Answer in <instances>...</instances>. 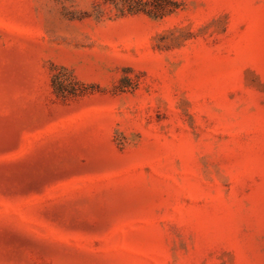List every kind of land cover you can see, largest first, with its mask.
I'll list each match as a JSON object with an SVG mask.
<instances>
[{
    "label": "rangeland",
    "instance_id": "1",
    "mask_svg": "<svg viewBox=\"0 0 264 264\" xmlns=\"http://www.w3.org/2000/svg\"><path fill=\"white\" fill-rule=\"evenodd\" d=\"M0 264H264V0H0Z\"/></svg>",
    "mask_w": 264,
    "mask_h": 264
}]
</instances>
